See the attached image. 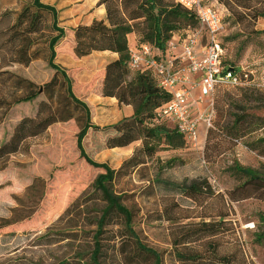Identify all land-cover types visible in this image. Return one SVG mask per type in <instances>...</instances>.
<instances>
[{"label": "rangeland", "instance_id": "374dc122", "mask_svg": "<svg viewBox=\"0 0 264 264\" xmlns=\"http://www.w3.org/2000/svg\"><path fill=\"white\" fill-rule=\"evenodd\" d=\"M231 1L228 7L205 0L222 12V61L250 71L252 79L263 83L264 19L250 17L264 11V0ZM98 2L42 0L55 8L57 27L63 31L55 64L89 110L83 148L94 162L117 171L143 146L128 114L133 106L120 98L119 88H111L118 56L105 51L77 58L73 53V31L100 15ZM32 4L33 0H0L2 54L17 61L7 69L33 82L38 92L33 101L0 113V144L9 140L20 120L34 118L38 111L40 118L56 112L58 117H72L51 124L0 160V264H94L97 220L104 207L94 182L103 170L79 156L76 140L86 123L85 112L74 107L63 77L47 65L48 43L57 35L53 16ZM177 66L182 67L178 62ZM54 77L57 87L44 92L42 87ZM247 88L215 92L213 128L199 125L196 146L186 142L173 149L161 142L151 157L140 155L144 165L118 174L108 184L126 207L135 210L138 238L159 253L160 264H264V183L242 199L248 193L242 188L247 178L240 174L245 169L264 179V157L251 148L264 136L258 126L264 120V91ZM210 102L194 104L192 116L206 115ZM185 182L199 186L195 201L173 188ZM203 223L212 224L216 234H204ZM97 240L99 264L153 263L138 253L116 215Z\"/></svg>", "mask_w": 264, "mask_h": 264}, {"label": "trees", "instance_id": "16d2710c", "mask_svg": "<svg viewBox=\"0 0 264 264\" xmlns=\"http://www.w3.org/2000/svg\"><path fill=\"white\" fill-rule=\"evenodd\" d=\"M217 1L228 7L232 2L231 0ZM235 1L242 2L240 0ZM98 5L105 6V18L93 20L90 25H80L75 28L73 31V53L77 58L86 57L92 52L105 51L115 53L118 56L116 62L113 63L118 69V75L111 88H119L120 98L133 106L131 121L134 123L135 130L142 140L143 146L135 155L124 161L117 171H114L105 163L94 162L83 148L82 141L89 129V110L84 102L74 96L68 76L64 70L55 64V47L63 37L62 29L57 27L55 8L43 4L42 0H33L32 7L38 12L45 11L52 14L53 29L57 32V35L49 40L47 65L56 75L63 77L66 93L74 107L85 112L86 123L77 134L76 140L79 156L88 165L103 170V173H100L94 182V187L100 193L104 207L101 216L97 220L96 240L94 241L95 245L92 253L93 263L99 264L101 256V245L97 239L102 235L104 227L110 224L112 216L116 215L122 220L124 232L133 239L138 253L153 260L152 264H160L161 257L159 253L144 245L138 238L134 229L135 210L126 207L122 203V196L110 190L108 184H111L118 174L131 173L144 165L145 162L142 157H151L161 142L173 149H180L186 141L176 129L164 123L154 124L155 110L168 102L171 96L159 86L150 72L132 71L129 68L130 57L127 37L130 34H135L138 37V44L151 46L159 52L160 57H163L166 44L173 36L183 37L186 30L196 29L199 24L195 16L176 3L175 0H99ZM250 18L253 20L264 19V11H254ZM3 44H8V41ZM2 50L3 47L0 44V113L7 114L13 106L33 101L38 92L35 91L33 82L7 69L17 61L13 55H3ZM55 87H57L56 77L42 88L44 92H52ZM247 89L246 91H248ZM71 117L63 115L58 117L56 112L50 113L48 117L40 118L38 111L34 118H23L15 126L9 140L0 144V160L16 153L26 139L39 136L51 124L67 121ZM258 126L262 130L264 120L260 121ZM211 128H213V123ZM251 148L264 157V136H260ZM240 174L247 178L242 188H247L248 193H245L242 199L249 198L252 196L249 193L251 188L264 183V179L245 169L240 170ZM173 188H176L175 190L179 194L193 201L196 200L199 194V186L195 182L176 184L173 185ZM200 228L203 231L206 230L204 233L206 235H214L217 232L212 224L203 223Z\"/></svg>", "mask_w": 264, "mask_h": 264}, {"label": "built area", "instance_id": "2783aa9c", "mask_svg": "<svg viewBox=\"0 0 264 264\" xmlns=\"http://www.w3.org/2000/svg\"><path fill=\"white\" fill-rule=\"evenodd\" d=\"M175 2L195 16L199 27L186 30L183 37L173 36L166 44L163 57L147 44L129 47V68L150 72L171 96L168 102L155 110L154 124H172L187 143L196 146L199 125L204 124L207 130L212 127V98L217 90L259 87L264 91V82L252 79L250 71L222 61L225 48L221 42L223 25L220 9L207 5L205 0ZM197 48L200 49L199 54ZM194 91L198 93L196 97ZM204 100L211 101L209 112L193 117L192 106ZM262 131L264 133V128Z\"/></svg>", "mask_w": 264, "mask_h": 264}, {"label": "crops", "instance_id": "0c3cea01", "mask_svg": "<svg viewBox=\"0 0 264 264\" xmlns=\"http://www.w3.org/2000/svg\"><path fill=\"white\" fill-rule=\"evenodd\" d=\"M100 10H99V12H100V15L99 16H95V19H93V20H101V19H104L105 18V8H104V6L103 5H100ZM137 37H136V35L135 34H130V35H128V37H127V44H128V47H134V46H136V44H138L137 43ZM197 50H198V54L200 53V49L199 48H197ZM109 53H111V52H109ZM111 54H113L112 56H116L117 57V55L115 54V53H111ZM196 93H197V91H196ZM198 94V93H197ZM195 96V95H194ZM197 96V95H196ZM195 96V97H196ZM128 114L129 115H131L132 116V114H133V110L130 108V109H128Z\"/></svg>", "mask_w": 264, "mask_h": 264}]
</instances>
